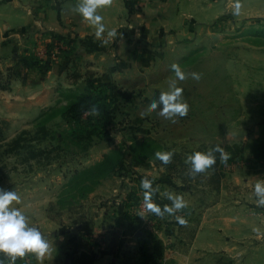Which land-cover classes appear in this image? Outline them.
<instances>
[{"label": "rangeland", "instance_id": "obj_1", "mask_svg": "<svg viewBox=\"0 0 264 264\" xmlns=\"http://www.w3.org/2000/svg\"><path fill=\"white\" fill-rule=\"evenodd\" d=\"M199 2L182 0L177 8L172 5L170 14L186 11L203 22L208 17V24L191 23L177 35L176 27L164 29L152 22V29L138 27L135 45L127 51L103 53L96 47L81 54L82 60L76 50L68 52L70 40L57 37L32 54L12 52L10 47L0 51V190L25 193L32 202L37 198L30 191L49 192L57 184L58 200L53 195L46 213L57 224L54 232L80 240L74 252L85 246H94L98 253L114 250L115 258L107 264H167L169 256H230L224 217H230V206L241 203L243 188L264 182V159H257L250 146L264 137V21L238 19L233 9L215 18L222 2L213 7ZM142 7L138 3L137 11L144 12ZM159 7L151 5L145 11L157 15ZM76 55L79 60L59 70L64 63L60 57ZM172 64L186 74L185 80L175 79ZM28 68L34 71L27 84L9 90L16 70ZM35 81L42 82L39 90ZM173 81L174 87L183 89L188 104L187 115L174 122L160 115L159 103ZM110 88L119 97L111 122L104 129L100 125L101 135L77 141L72 131L76 128V134L85 136L91 127L84 119L87 114L78 123L67 122L60 111L80 93L90 90L102 97ZM154 102L157 107L152 109ZM213 144L228 154L215 175L212 170L189 172L173 158L164 165L155 156L171 152L188 164L193 151ZM30 152L36 156L30 158ZM107 157L112 163L124 160L100 179L102 174L94 172ZM139 177L151 181L156 190L151 203L163 209L172 205L169 197L181 196L187 207L163 218L149 213ZM175 216L187 223L179 225ZM80 224L87 227L76 233ZM202 225L206 229L200 232ZM256 244L244 256H264V247L253 253ZM5 257L2 264L15 262ZM21 258L27 262L33 257L26 253L16 260ZM72 258L65 255L58 264H69ZM254 264L264 262L257 258Z\"/></svg>", "mask_w": 264, "mask_h": 264}, {"label": "crops", "instance_id": "obj_2", "mask_svg": "<svg viewBox=\"0 0 264 264\" xmlns=\"http://www.w3.org/2000/svg\"><path fill=\"white\" fill-rule=\"evenodd\" d=\"M191 1L196 0H186V2ZM199 1L200 4L209 7L222 2V10L217 11L215 18L223 15L226 10L234 9L237 2V0ZM78 2L79 0H0V51L10 47L12 52L20 49L22 53L32 54L45 41L57 37L63 41L70 40L68 52L72 50V53H75L76 50L77 55H80V59L83 60L82 55L94 52L93 48L96 47L103 53L131 49L135 45L134 36H136L138 27L142 30L152 29V22H158L159 26L161 25L164 29L176 27L178 30L177 35L184 33L191 23L193 25L198 24V26L208 24V17H204L207 22H203V19H196L186 11L179 14L180 11L176 10V15L170 14L172 5L177 8L182 0H111L109 6L98 9V14L103 17L106 29L101 39L108 41V43L102 44L95 36V28L73 11L74 5ZM138 3H140V6L143 5L141 9L144 12L137 11ZM239 3L241 8L237 15L238 19L264 21V0H239ZM151 5L154 7L160 6L157 15L156 12H151L154 10H149V13L146 12L147 10L145 11V8ZM133 8H136V10L133 11ZM109 30H116L117 36L109 38L107 36ZM127 35L128 38L124 41V37ZM64 37L67 39H64ZM64 52L66 53V50ZM77 55L74 58L68 56L64 59L60 57L64 63L59 70L63 69L65 65L69 66L72 62L79 60ZM33 69L28 68L24 72L21 71V73L17 69L18 75L12 79L9 90L13 87L14 90L16 86H19L18 90L24 87L34 71ZM40 83L42 82H34V86L38 87V90ZM36 91V89H33L31 92L34 94ZM36 115H39V113ZM35 122H38V120ZM50 181L53 183V178H50ZM64 181H68L67 177ZM103 181H100L98 186ZM251 181V179H248L249 184H251ZM53 184L51 185L52 188L51 186L46 188V190L51 188L49 192L48 190L46 192L30 191V193L35 194L36 201H28L24 195L25 193L19 192V201L15 202L17 204L9 205L10 209L18 208L24 213L28 226L35 227L40 231L42 238L49 244V251L41 259H37L35 254L30 253L33 258H30L29 261L25 262L21 258L20 261L15 260L14 263L6 262L7 258L5 256H8L7 254H2V256L0 254V260L1 258L6 260L4 264H58L63 256L70 255L75 247L80 244L78 238H70L67 232L59 234L54 232L57 224L46 213L47 205L52 201L53 195L56 198L54 201L58 200V197H56V194L58 196V186ZM54 191H57V193L54 194ZM13 192L16 193L14 190ZM242 196L243 199L240 204L230 206V217H224L228 221V225L226 222L225 225L228 228L227 234L230 235L227 238V242L230 243V256H169L167 264H254L257 258L264 262V256H244V253L253 243H257L251 249L253 253L264 247V204L257 203L261 197L254 193L253 188H243ZM219 228L217 226L218 231H220ZM204 229L206 227L200 226V232ZM198 234L199 231L196 240L197 236L200 235ZM210 242L215 244L212 239ZM79 251H85L93 255L95 260L92 264H107L115 258V255L111 253H98L94 246H85V248H80Z\"/></svg>", "mask_w": 264, "mask_h": 264}, {"label": "clouds", "instance_id": "obj_3", "mask_svg": "<svg viewBox=\"0 0 264 264\" xmlns=\"http://www.w3.org/2000/svg\"><path fill=\"white\" fill-rule=\"evenodd\" d=\"M111 0H79L74 5L73 11L83 20L88 21L95 28V36L102 44L108 43L107 40L101 39L106 32L103 23V17L98 14V9L109 6ZM241 4L239 0L234 5L233 14L238 15ZM109 38L117 36L116 30L107 31ZM171 71L175 73V79L183 81L186 74L180 69L177 64L171 65ZM196 80L200 79L198 73H191ZM175 81L172 82L171 90L162 93L159 103L162 105L160 115L166 118L184 117L188 113V104L183 100V89L174 87ZM152 109L157 107L154 102L151 105ZM215 152L221 154V159L228 160V154L219 146L214 149ZM156 159L163 164H168L172 159L171 152H156ZM188 159L191 161L192 171L194 173L204 172L216 163L212 152H194ZM140 187L145 190V207L147 211L157 217H165L166 214L172 213L174 210H180L187 207L186 202L181 196L169 197L172 200L170 207L161 208L158 205L151 203V181L142 179ZM253 191L260 196L259 204H264V182H256ZM14 201H19V196L10 191L0 190V252L6 253L14 262L16 258L23 257L26 253H33L37 259H41L49 251L48 242L42 238L40 231L35 227H30L27 224L26 217L18 208H9ZM179 225H185L187 221L182 216H175ZM2 264V261H0Z\"/></svg>", "mask_w": 264, "mask_h": 264}, {"label": "trees", "instance_id": "obj_4", "mask_svg": "<svg viewBox=\"0 0 264 264\" xmlns=\"http://www.w3.org/2000/svg\"><path fill=\"white\" fill-rule=\"evenodd\" d=\"M118 96L114 95L113 93V88H110L108 91V94L106 96L102 97H97L92 91L87 90L83 93L78 94L70 104H68L66 107H64L60 111V117L67 121V122H80L82 119V116L85 114V122L88 124L90 123V129H85L83 133H85V136L81 134H76L74 131H72V136L75 138L77 141L83 140V139H89L90 136H99L102 133V129H100V125H102L103 129L106 126L107 123H110L112 120V115L118 110ZM39 130V129H38ZM40 130H42V126L40 127ZM79 131V130H76ZM81 132V131H80ZM219 146L221 149L222 147L219 144H213L209 148H203V149H197L193 151L191 154L194 152L200 151V152H209L211 151L213 156L215 157L216 163L211 166L210 168L206 170H212L214 172V175L216 174V170L219 167L221 163V154L219 152H215L214 149ZM253 152L252 154L257 158V159H264V137H260V139L252 142L250 144ZM135 152V151H134ZM42 153V152H39ZM30 155L32 157L36 156L35 153L30 152ZM48 158V156H47ZM173 159L178 160L179 163L184 165L185 167H188L189 172L192 171L191 167V161L189 160L188 164H185L181 158V155L179 154H174L172 156ZM123 157L120 159H115V161L112 163L111 158H106L103 161L99 163L98 168L96 169L97 171L94 173L97 174H102L100 179L106 177L108 174L112 173L115 171L116 166L121 164ZM136 160V159H135ZM136 163H139V161L136 160ZM162 163V162H161ZM170 163V162H169ZM168 163V164H169ZM163 164V163H162ZM167 165V164H164ZM205 170V171H206ZM88 173H91L92 171H88ZM87 173V174H88ZM92 173V174H94ZM99 179V180H100ZM142 178L139 177L138 181H141ZM152 187V185H151ZM151 194L153 197H156L157 193L155 192L156 190H153L151 188ZM154 204H156L154 202ZM129 218V217H128ZM81 226L77 228L76 233L81 231L82 229L85 230L83 224H80ZM91 230V227H90ZM115 241V240H114ZM113 241V242H114ZM115 244V243H114ZM70 253V252H69ZM103 254L105 253H111L114 254V250L111 252H102ZM71 256H73L72 260L69 262V264H92L95 260V257L85 251H72L70 253Z\"/></svg>", "mask_w": 264, "mask_h": 264}]
</instances>
